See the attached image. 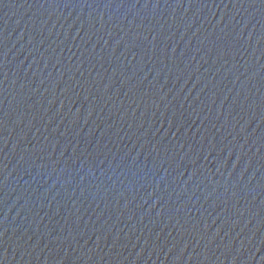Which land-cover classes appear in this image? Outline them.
<instances>
[{
    "label": "water",
    "instance_id": "1",
    "mask_svg": "<svg viewBox=\"0 0 264 264\" xmlns=\"http://www.w3.org/2000/svg\"><path fill=\"white\" fill-rule=\"evenodd\" d=\"M0 264H264V0H0Z\"/></svg>",
    "mask_w": 264,
    "mask_h": 264
}]
</instances>
